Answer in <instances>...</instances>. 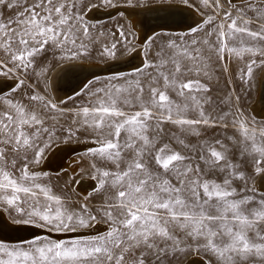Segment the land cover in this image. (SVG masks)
<instances>
[{
  "label": "snow or ice",
  "instance_id": "1",
  "mask_svg": "<svg viewBox=\"0 0 264 264\" xmlns=\"http://www.w3.org/2000/svg\"><path fill=\"white\" fill-rule=\"evenodd\" d=\"M180 2L194 25L68 106L54 64L136 49L89 19L120 0H0V221L39 230L0 228V264H264V118L229 87L264 81V0Z\"/></svg>",
  "mask_w": 264,
  "mask_h": 264
},
{
  "label": "rangeland",
  "instance_id": "2",
  "mask_svg": "<svg viewBox=\"0 0 264 264\" xmlns=\"http://www.w3.org/2000/svg\"><path fill=\"white\" fill-rule=\"evenodd\" d=\"M174 2L177 4H182L180 2V0H141L140 5H151V4H157V3H174ZM120 3H121V7H123L124 0H120ZM195 3L199 4L200 0H195ZM182 5H184V4H182ZM187 7H189V8L193 7L194 9H197L195 4H190V6H187ZM101 8H103V7H101ZM103 9L109 10L112 8H103ZM196 11L199 13L198 10H196ZM122 12L123 11L118 9L116 12L114 11L115 14H112L106 18H103V19H99V18L94 17V16H92V17L89 16L90 22L96 24L97 27L99 28V30L106 34V36L103 38V40H104V42H107V43L111 42V40L108 38V34H110L112 31H115L116 29H118L121 26L132 27L134 35H135V39L132 40V44L136 45V49H135L136 52L135 51L131 52V50L129 52H118L117 58L113 61L119 62L118 63V64H120L119 66L124 69L123 71H119V72L132 71V70H134L135 66L140 64L141 61H139V59H136L135 57H139L140 54L143 55V49L141 48L140 44H143L146 41V39H154L156 41V43H160L161 40H167L169 38H175L178 34H180L182 32H186L188 30L189 26H187V25H194V23L196 22L195 20L190 19V20H192L191 23H190V21H188L184 24L187 27H185L184 25H181V26H179L177 28H173V29L160 28V29H156L154 31H151V29H148L146 32H143L141 34V33H139L140 30L134 26L132 19H130L124 12H123L124 14L121 15ZM139 38H141V39H139ZM130 39H131V37H130ZM128 47H129V49H131V44ZM130 53L134 54V56H135L134 59L130 60V58L126 57V56L129 57V55H131ZM121 59H123L124 61H121ZM113 61L111 59H108V60L101 59L99 57L98 53H96V52H93V54L90 58H88L86 60H80L81 63H83V62L84 63H90V62L95 63L96 62L95 64H102V63L103 64L104 63L111 64V62H113ZM76 62H78V61H76ZM64 63H67V61ZM60 64L61 63L54 64L51 67L50 71L47 73L48 90L51 93L52 97H54L57 101H59V100L67 101L68 106H71L74 102H78L81 100V97H78L77 93L82 90V85L85 84L88 80H93L95 77H99L101 80H103V79L107 78L109 75L113 74V73H107V74L92 76V77L88 78L84 83L82 82L83 84L81 83L82 84L81 86L73 87V88L65 90L60 95V97L58 98V96L56 95V89L52 88V86H51L52 85L51 76L55 72L54 70H56L57 67L60 66ZM129 64H131V65H129ZM37 71H39V69H37ZM260 75H261L260 72L257 71V73L255 75L254 82L252 83L251 86H249V85L241 86V84L238 81L236 83H232L229 85V87L235 89L236 94H238L241 97L244 108L246 109V114L255 115L258 120L264 118V100L261 101L259 98L260 97L259 84H260V77H261ZM0 78H1L0 81H4V84L11 82V78H9L8 80H5L2 77H0ZM30 83H34V80L30 81ZM41 87H43V85H41ZM70 97L72 99H69ZM256 108L258 110L260 109L261 111L260 110L258 111ZM258 114H260V115H258ZM55 156H56V158H55ZM74 156H75V154L73 153L72 156L70 157L68 155L67 150H65V149L58 150L54 154L50 155V158L52 159V161H55L54 164L52 163V166H46L47 164L45 163L44 164V170L49 171V172H55V171L59 170V168L62 164L67 165L69 159L73 158ZM50 158L48 160H50ZM69 174H71V170H69Z\"/></svg>",
  "mask_w": 264,
  "mask_h": 264
},
{
  "label": "bare ground",
  "instance_id": "3",
  "mask_svg": "<svg viewBox=\"0 0 264 264\" xmlns=\"http://www.w3.org/2000/svg\"><path fill=\"white\" fill-rule=\"evenodd\" d=\"M118 9L123 11L130 19H132L134 26L140 30L139 33L141 34L153 27H157L161 25L179 27L181 25H184L188 21H190L191 23L192 20L197 21L198 19H200V14L196 11L197 9H194L193 7L189 8L185 5L177 4L175 2L174 3H157V4H151V5H140L134 9H126L125 7H120V8H112V9L106 10L103 8H99V9H94L92 12H90L89 16L91 17L94 16L99 19H103V18L110 16L112 13H114V11L116 12ZM126 57L130 58L131 60V59H134L135 56L134 54H131L129 55V57L128 56ZM135 58L141 61L142 54H140L139 57H135ZM121 61H124V60L121 59ZM95 63L90 62V63H85L82 65L80 61L78 62L73 61V62H67V63L60 64V66L57 67L56 70H54L55 72L53 71L54 73L51 76V83H52L51 86L52 88L56 89V95L58 96V98L65 90L73 88L76 85H78L81 81H83L84 78H86L87 74L90 72V69H89L90 67L92 68L104 67V66L105 67H120L119 66L120 64H118L119 62H114V61L111 62V64L109 63L108 64L107 63L95 64ZM259 87H260V97L259 98L261 101H263L264 100V81L261 80V77H260ZM54 162L55 161H52V159L50 158V160L46 162L47 164L46 166H52V163L54 164ZM0 228H2V234L5 236V238H11V239L12 238L16 239L18 237H28L31 232L39 231L38 229H31V228H27L26 226H22L21 231L13 232L11 231L10 227L4 224L2 221H0Z\"/></svg>",
  "mask_w": 264,
  "mask_h": 264
},
{
  "label": "water",
  "instance_id": "4",
  "mask_svg": "<svg viewBox=\"0 0 264 264\" xmlns=\"http://www.w3.org/2000/svg\"><path fill=\"white\" fill-rule=\"evenodd\" d=\"M112 14H115V13H112ZM160 28H163V29H173V28H177V26L174 27V26L161 25V26H157V27L150 28V29H151V31H154V30L160 29ZM81 64L83 65L85 63H81ZM89 69H90V72L87 74L86 78H84V80L81 81L75 87L81 86L88 78H90L92 76L102 75V74H107V73H114V72H119V71H123L124 70L122 67H105V66L104 67H95V68L90 67ZM13 240H15V238Z\"/></svg>",
  "mask_w": 264,
  "mask_h": 264
}]
</instances>
